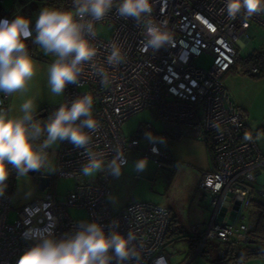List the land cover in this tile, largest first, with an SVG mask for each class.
I'll list each match as a JSON object with an SVG mask.
<instances>
[{"label": "built area", "instance_id": "obj_1", "mask_svg": "<svg viewBox=\"0 0 264 264\" xmlns=\"http://www.w3.org/2000/svg\"><path fill=\"white\" fill-rule=\"evenodd\" d=\"M28 1L72 6V0ZM16 15L19 13L1 15L0 20H12ZM153 16L167 22L175 47L167 46L156 53L141 51L142 27L131 19L119 18L113 10L95 25L92 43L97 55L94 61L84 66L78 85L66 86L61 102L50 106L47 114L49 117L60 104L78 96L92 95L93 115L100 126L91 133L90 148L103 153L106 162L120 145L124 154L137 151L142 158L158 165L172 163L167 143L153 144L140 134L126 138L121 131L127 118L149 108L155 109L163 125L154 136L164 137L166 142L191 136L205 145L210 169L201 172L197 187L209 197L210 215L204 224L189 225L194 236H202V242L198 247L194 246L191 256L179 263L193 264L208 240L221 241L231 249L235 244H248L247 210L254 200L251 184L256 186V193L264 201V182L258 183L264 170V152L257 145L256 133L222 82L224 74L236 63L237 40L251 24L264 28V13L247 17L241 12L236 19H231L225 9V0H153ZM99 28L106 29L107 36L98 34ZM34 35L33 32V38ZM33 38L26 43L33 57H37ZM113 42L123 45L127 53L126 62L118 66L107 63ZM202 54L212 58L206 69L195 64V59ZM99 68L109 74L107 83L98 75ZM251 72L257 73L258 67L253 66ZM10 101L11 97L0 95V107L9 109ZM261 128L264 131V127ZM54 154V177L74 178V186L64 194H58L47 189L51 183L49 176V186L41 197L22 205L12 222L8 220L11 196L5 192L0 197V264H17L23 252L36 242L25 238L30 231H51L60 238L75 232L81 221H96L104 225L107 232V226L113 220L120 222L117 231L136 234L143 257L141 264H171L164 253L170 222L168 208L131 198L112 212L107 203L111 175L105 172L83 177L81 168L87 161L85 150L69 141L60 142ZM69 208L84 210L85 218L70 217ZM222 208H225L223 215Z\"/></svg>", "mask_w": 264, "mask_h": 264}, {"label": "clouds", "instance_id": "obj_2", "mask_svg": "<svg viewBox=\"0 0 264 264\" xmlns=\"http://www.w3.org/2000/svg\"><path fill=\"white\" fill-rule=\"evenodd\" d=\"M225 9L231 19H236L241 12L252 17L264 13V0H225ZM113 10L119 18L131 19L142 27L141 51L156 53L167 46L175 47L167 22L153 16V0H72V6L67 9L44 6L34 29L31 19L22 15L0 20V95L22 98L18 115L0 107V197L8 187L10 168L16 170L18 177H27L30 171L41 169L54 171L48 150L64 141L85 150L87 161L81 168L83 177L105 172L115 179L123 175L129 161L120 145L107 162L103 153L90 148L91 133L100 126L93 115L92 95L84 94L60 104L43 123L36 118L35 99L28 95L37 71L26 43L33 38V32V43L45 55L54 57L47 68V85L52 95L61 96L67 85L79 84L84 66L94 61L97 55L92 43L95 25ZM126 56L123 45L113 42L107 63L118 66L126 62ZM97 72L102 82L109 81L104 69L99 68ZM144 136L153 144L166 143L164 137L154 136L150 131ZM148 163L146 157L140 158L133 163V170L143 173ZM109 199L114 205L117 203L115 197ZM119 223V220L111 221L106 232L105 226L96 221H81L75 232L60 238L51 231H30L25 238L36 242L23 252L17 264H141L143 257L136 234L117 231Z\"/></svg>", "mask_w": 264, "mask_h": 264}, {"label": "rangeland", "instance_id": "obj_3", "mask_svg": "<svg viewBox=\"0 0 264 264\" xmlns=\"http://www.w3.org/2000/svg\"><path fill=\"white\" fill-rule=\"evenodd\" d=\"M44 6H51L60 9L70 8L58 2H29L28 0H3L0 2V10L3 12H17L19 15L31 19V26L34 29L36 18L39 11ZM98 34L107 36L106 29H98ZM241 48H239L238 56L244 58L253 52H264V28L251 24L244 35L239 38ZM34 52L38 55L33 57L37 65L36 75L30 84L28 95L35 99L37 111L45 109L48 113L50 106L61 102V96H54L50 93L47 85V68L54 57L45 55L35 44ZM212 63V58L208 54H202L195 59V64L203 69L208 68ZM222 82L226 87L229 95L244 113L253 133H256V142L264 152V76L254 78L245 73L241 62L234 64L228 72L222 77ZM22 98L19 95L11 97L10 110L13 115H18L19 105ZM48 114L40 118L41 123L45 122ZM163 125L159 121L155 109L149 108L140 111L127 118L121 126V131L126 138L136 134L144 135L145 132L153 134L160 132ZM168 152L175 158H172V163H161L148 159V167L143 173L137 174L133 170V163L142 158L137 151H127L125 154L128 157V164L123 170V175L119 179L111 176L110 179V196L117 199L114 205L109 197L107 203L112 212H116L119 206L126 200L132 197L138 201H149L154 204L168 208L176 217L177 221L183 228V232L178 237H173L164 247V253L171 264H179L183 262L188 255H192L194 246H199L202 242V236L194 234L189 230L190 224H204L208 221L210 215L209 197L203 190L197 187L198 182L193 183L191 171L186 168H197L199 160L202 158L203 151L199 149L201 144L199 141L190 138L183 139H168ZM58 145L49 149L54 151ZM201 146V145H200ZM204 154L205 153V147ZM51 159L55 165V158L50 152ZM207 158V156H206ZM209 158V157H208ZM55 171V170H54ZM54 171H46L44 169L38 171H30L27 177L15 176V180L9 195L11 196V209L8 220L14 221L17 212L22 205H25L35 199H38L43 194L39 190L38 177L47 175L51 177L48 190H53L58 194H64L73 188L74 178H55ZM169 178V180H167ZM264 182V170L260 175L258 183ZM254 190V200L262 201V198L256 193V186L251 184ZM31 192L30 195L27 193ZM254 212V202L252 201L247 210V220L251 226L250 216ZM70 217L83 219L86 212L82 209L69 208ZM257 241L248 244H235V255L242 254L243 251L251 248L261 247V242L264 241V236H257ZM227 244L217 241L208 240L201 253L193 261V264H209L217 260L219 251L226 249ZM241 264H264V256L256 255L247 258Z\"/></svg>", "mask_w": 264, "mask_h": 264}, {"label": "trees", "instance_id": "obj_4", "mask_svg": "<svg viewBox=\"0 0 264 264\" xmlns=\"http://www.w3.org/2000/svg\"><path fill=\"white\" fill-rule=\"evenodd\" d=\"M12 13L11 11L3 12L0 10L1 15H8ZM241 62L244 68L245 73L254 78H260L264 76V52H253L244 58L237 57L236 63ZM235 63V64H236ZM253 66L258 67L257 73H252L251 68ZM40 111H45L41 109ZM140 135H142L140 133ZM17 175L16 170L10 168V174L8 180L6 181L8 187L5 192L8 193L11 190L15 176ZM9 194V193H8ZM254 202V212L250 216L251 226H250V241L249 243L256 242L257 236H264V202L253 200ZM183 232L182 226L177 221L175 215L170 211V222L166 231L165 241L166 244L171 241L173 237H178ZM261 242V247L264 246V241ZM235 247L230 248V245H227L226 249L220 250L217 260L212 263L217 264H241L244 260L249 257L261 255L264 256V248H251L243 251L242 254L235 255Z\"/></svg>", "mask_w": 264, "mask_h": 264}, {"label": "crops", "instance_id": "obj_5", "mask_svg": "<svg viewBox=\"0 0 264 264\" xmlns=\"http://www.w3.org/2000/svg\"><path fill=\"white\" fill-rule=\"evenodd\" d=\"M236 45H237V50L239 51V48H241V42H240V39H238L237 40V43H236ZM10 109V108H9ZM184 138H190L191 136H183ZM183 137H180V138H178V139H183ZM192 139H195V140H197V141H199L198 139H196L195 137H191ZM174 140H176V139H174ZM200 142V141H199ZM201 143V142H200ZM201 145V146H200ZM199 145V149L201 150V151H203L202 153H203V155L202 156H199V158H202V161H200L199 160V164L197 165L198 167L197 168H194V169H190V168H186V169H189L190 171H191V177H192V180H193V183H197L198 182V180H199V177H200V174H201V172H205V171H208L209 169H210V160H209V158H208V153H207V149H206V147H205V145L203 144V143H201ZM203 147H205V153H206V156H207V158H206V156H205V154H204V148ZM58 148V147H57ZM56 148V149H57ZM55 149V150H56ZM55 150L54 151H50V150H48L49 151V153L50 152H52L53 153V156H54V158H55ZM171 156V155H170ZM172 158H175V157H173V155L171 156V160H172ZM133 198V197H132ZM130 200V199H129ZM129 200H126V201H124L120 206H119V208H121L123 205H125ZM245 261V260H244ZM243 261V262H244ZM242 262V263H243ZM212 263V262H211ZM211 263H209V264H211ZM217 264V263H216Z\"/></svg>", "mask_w": 264, "mask_h": 264}, {"label": "water", "instance_id": "obj_6", "mask_svg": "<svg viewBox=\"0 0 264 264\" xmlns=\"http://www.w3.org/2000/svg\"><path fill=\"white\" fill-rule=\"evenodd\" d=\"M35 115H36V118L37 119H40L42 117H45L47 115V112L46 111L36 112ZM49 183H50V177L49 176H47V175H40L38 177V184H37V186H38L39 190L44 191L49 186ZM234 209H237V206H234ZM224 211H225V208H222L221 215L224 214ZM234 213H235L234 211L231 213V216L229 218L230 219L229 220V223L233 219Z\"/></svg>", "mask_w": 264, "mask_h": 264}, {"label": "flooded vegetation", "instance_id": "obj_7", "mask_svg": "<svg viewBox=\"0 0 264 264\" xmlns=\"http://www.w3.org/2000/svg\"><path fill=\"white\" fill-rule=\"evenodd\" d=\"M37 112H42V111H37Z\"/></svg>", "mask_w": 264, "mask_h": 264}]
</instances>
